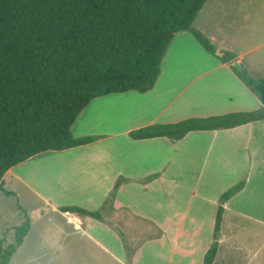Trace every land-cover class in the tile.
Returning a JSON list of instances; mask_svg holds the SVG:
<instances>
[{"label":"crops","instance_id":"crops-1","mask_svg":"<svg viewBox=\"0 0 264 264\" xmlns=\"http://www.w3.org/2000/svg\"><path fill=\"white\" fill-rule=\"evenodd\" d=\"M202 8L192 26L211 39L217 49L232 53L231 62L238 60L244 68H251L252 63L245 61V56L264 45V24L250 20L244 24V31H238L235 25L231 31H225L218 24L208 27L207 18L199 16ZM223 37L230 41L218 39ZM256 38L263 42L250 46ZM235 40L238 43L230 47ZM255 62L264 65V52ZM229 64L206 52L190 32H177L167 46L159 76L151 89L143 93L127 91L96 97L79 113L70 127L71 133L75 137L96 135V140L34 155H43V163L58 160L75 164V167L59 170L54 189L32 183L30 176L45 173L41 169L13 176L16 164L5 172L0 187V239L7 240L4 244L8 239L13 240L14 228L19 226L13 216L10 217L14 213L10 197L14 194H5L4 180L11 174V180L15 178L21 183L42 207L40 213L30 218V229L21 245L37 244L41 248L37 251L58 252L61 264H185L183 251L187 247L177 242L184 231H195V225L185 228L183 224V227L176 224L179 218L173 213L177 211L175 204L163 205L154 198H146V186L162 187L163 178L173 168L172 160L165 156L178 153L179 146L187 143L188 161L193 155L201 156L200 161L193 163L195 170H190L195 172V179L189 184L191 194L195 188L223 184L216 193L220 197L222 188L239 181H244V186L238 192L249 189L264 167V144L261 145L264 119L232 128L190 131L177 141L166 137L132 139L128 132L154 122H176L192 116L260 107L258 96L237 77ZM130 97L142 102L131 106L125 102ZM78 124L83 127L75 128ZM230 157L236 158L234 173L227 171ZM80 160L83 163H79ZM211 173L218 175L211 177ZM230 175L235 176L228 179ZM116 182L119 185L114 199L110 205L106 204ZM143 203L151 207L144 208ZM62 206L98 211L101 217L62 211ZM164 206L169 210L164 211ZM16 209L19 211V207ZM123 210L128 212L127 217L121 213ZM233 211L247 214L243 210ZM36 222H41L38 229H34ZM165 251L166 261L159 257ZM204 253L202 249L199 258Z\"/></svg>","mask_w":264,"mask_h":264},{"label":"trees","instance_id":"trees-1","mask_svg":"<svg viewBox=\"0 0 264 264\" xmlns=\"http://www.w3.org/2000/svg\"><path fill=\"white\" fill-rule=\"evenodd\" d=\"M206 0H0V187L14 165L47 150H61L97 139L75 137L70 127L96 97L151 89L167 46L188 31L203 49L230 62L237 77L260 99V107L176 122H154L130 130L132 139H182L188 132L232 128L264 119V78H255L233 54L216 46L192 23ZM119 182L106 200L111 204ZM244 186L239 181L220 194L223 204ZM9 193V191H5ZM62 211L100 218L98 211L62 206ZM223 205H218L213 241L202 264L218 251ZM14 228L13 240L0 239V264H10L30 229Z\"/></svg>","mask_w":264,"mask_h":264},{"label":"rangeland","instance_id":"rangeland-1","mask_svg":"<svg viewBox=\"0 0 264 264\" xmlns=\"http://www.w3.org/2000/svg\"><path fill=\"white\" fill-rule=\"evenodd\" d=\"M199 16L207 18L206 25L208 27L218 24L224 30L231 31L232 26L235 25L238 31H244V24L250 22V20L264 24V0H206ZM218 39L220 41H230V39L224 40V37ZM241 42L245 44V41ZM262 42V39L256 38L250 46ZM235 43H238V40H235L233 46L230 47H235ZM216 50L219 49L216 48ZM262 52H264V45L245 56V61H251L252 63L251 68L245 67L250 71L247 70L249 74L255 78H264V65L255 62ZM125 102L132 106L138 105L142 101L139 98L130 97ZM82 127L83 125L78 124L75 128L81 129ZM258 132L261 133V131ZM262 144H264V140ZM186 149L187 143L179 146L178 153L165 156L170 157L172 160V166L175 167L174 171L170 172L173 168L168 170L166 177L162 180V187L161 185L156 187L146 186L144 195L147 196L146 198H154L156 201H160L163 205L175 204L177 211L173 213L176 218H179L175 223L181 225V227H183L182 224L185 225V228H193L190 225H195V231L190 233L184 231L177 242L180 246L187 247L183 251L186 256L185 264H202L203 257L199 258L201 255H199V252L202 249L206 251L213 241V225L216 206L218 205H223L224 211L219 231L218 251L213 264H264V167L261 168V175L255 179L254 186L233 195L228 200L230 203L227 207L226 203L223 204V201L219 200V195L216 194L223 184H220V186L214 184L207 188H195V192L191 194L192 187L189 184L195 179V172L190 170H195L193 163L200 161L201 156H198V154L193 155L188 161L189 156ZM42 160L43 155L26 159L18 163L11 174L15 176V173L20 174L21 172L26 173L28 170L41 169L40 171L45 173H40L41 176L38 174L34 177L30 176V179L36 180L32 179V183L38 187L52 188L54 183L58 182L59 170L63 171L66 168L75 167V164H69L68 162L55 160L43 163ZM228 161L227 171L234 173L236 158L230 157ZM79 163H83V161L80 160ZM64 172L66 173V171ZM11 174L7 175L4 180L5 191L8 190L11 193L5 192V194H14V197H10L14 204V213L10 214V217L13 216L14 223L20 225L25 220V215L30 220L31 217L40 213L42 207L38 204L36 198L22 187L21 183L15 180L14 177V181L11 180ZM217 175L211 173V177ZM233 176L235 175H230L228 179ZM172 180L174 183H172ZM228 188H222L219 193ZM141 206L144 208L151 207L148 203H143ZM18 207L19 211L16 209ZM167 210L169 209L164 206V211ZM233 210H243L244 213H247V216L238 214ZM121 213H124L126 217L128 215L125 210ZM40 223L36 222L34 229H38ZM0 235L2 236L1 230ZM11 241V239H8V242ZM38 249L41 248L37 244H34V246L21 245L13 254L10 264H61L58 252L37 251ZM159 257L166 261L168 255L165 251L164 253L161 252Z\"/></svg>","mask_w":264,"mask_h":264},{"label":"water","instance_id":"water-1","mask_svg":"<svg viewBox=\"0 0 264 264\" xmlns=\"http://www.w3.org/2000/svg\"><path fill=\"white\" fill-rule=\"evenodd\" d=\"M215 52H216V54H223V52H222V51H220V50H216ZM234 63H239V61L237 60V61H236V62H234Z\"/></svg>","mask_w":264,"mask_h":264}]
</instances>
